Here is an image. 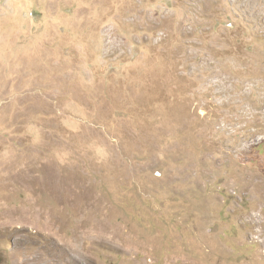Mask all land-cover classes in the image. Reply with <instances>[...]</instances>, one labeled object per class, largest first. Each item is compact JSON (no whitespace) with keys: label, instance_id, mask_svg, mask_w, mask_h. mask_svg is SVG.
<instances>
[{"label":"rangeland","instance_id":"374dc122","mask_svg":"<svg viewBox=\"0 0 264 264\" xmlns=\"http://www.w3.org/2000/svg\"><path fill=\"white\" fill-rule=\"evenodd\" d=\"M0 264H264V0H0Z\"/></svg>","mask_w":264,"mask_h":264}]
</instances>
